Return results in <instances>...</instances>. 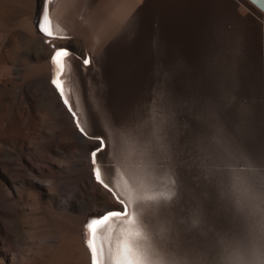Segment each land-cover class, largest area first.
<instances>
[{"label":"rangeland","instance_id":"374dc122","mask_svg":"<svg viewBox=\"0 0 264 264\" xmlns=\"http://www.w3.org/2000/svg\"><path fill=\"white\" fill-rule=\"evenodd\" d=\"M83 6L106 34L126 29L111 43L118 42L111 57L113 73L119 71L111 101L118 124L141 138L153 120L163 118L171 139L173 153L166 157L173 174L162 175L176 179L180 198L167 200L157 222L168 225L161 229L164 244L186 264H264V12L250 0H102L103 12L129 9L131 15L120 19ZM78 17L86 27L84 16ZM115 19L123 22L120 28ZM67 36L65 46L79 63L83 55L71 42L85 46L96 78V37ZM189 207L191 225L179 216H188Z\"/></svg>","mask_w":264,"mask_h":264},{"label":"bare ground","instance_id":"6f19581e","mask_svg":"<svg viewBox=\"0 0 264 264\" xmlns=\"http://www.w3.org/2000/svg\"><path fill=\"white\" fill-rule=\"evenodd\" d=\"M91 2L48 0V17L54 33V37L49 38L39 31L41 15L36 23L38 0H0V264H92L85 235L90 218L97 217L91 215L123 211L121 203L94 178V167L101 169L105 183L113 188L116 196L127 205L129 215L135 218L139 229L136 243L141 253L140 264L145 260L186 264L177 249L169 250L164 244L161 229L168 225L162 222V226H156L165 214L162 208L167 200L170 202L177 195L176 179L173 181V176L169 178L166 174L165 178V174L162 175L164 170L170 172L168 165L172 161L168 162L166 154L173 153L171 139L170 142L166 140L164 119L159 117L163 122L153 120L152 126L148 125L145 130L146 137L140 138L118 124L115 112L112 113V86L118 69L113 73L115 58L111 57L118 42L114 46L111 43L112 39L126 34V29L120 28L123 22L116 19H121L129 9L124 12L116 7L103 12L102 0ZM90 5L100 14L111 17L113 12L117 15L115 20L120 29L108 35L101 26L96 27L93 18L96 14L79 8ZM76 15L84 16L86 27L77 21ZM128 15L131 14L128 12ZM89 32L96 37L98 46L94 48V59L100 73L94 78L92 63L85 66L83 60L79 63L70 56L67 59L71 67L62 79L81 126L92 139L82 137L51 84L54 75L51 56L55 50L49 47L67 49L65 45L71 41L67 35L86 36ZM71 43L78 46L72 49L75 53L79 51L83 58L90 57L85 54L82 43L74 40ZM130 64L128 67H133ZM100 134L107 140L103 139L104 151L97 153L94 166L91 152L99 147V141L93 138ZM147 143L151 144L145 151L142 148ZM154 149L156 153L159 150L156 156L152 152ZM160 164L164 167L159 168ZM122 182L127 183L126 189ZM179 198L177 195V200ZM94 208L96 211L88 214ZM97 208L102 212H97ZM191 215L189 207L188 216H179L191 225ZM127 218L114 217L113 222L119 228L118 221ZM107 252L106 244L102 259L107 257ZM235 264H238L237 259ZM260 264H263L262 259Z\"/></svg>","mask_w":264,"mask_h":264},{"label":"snow or ice","instance_id":"6c2138e0","mask_svg":"<svg viewBox=\"0 0 264 264\" xmlns=\"http://www.w3.org/2000/svg\"><path fill=\"white\" fill-rule=\"evenodd\" d=\"M264 7V0H255ZM48 0H44V7L41 12V19L38 25L39 31L49 38L54 37L52 30L51 21L48 17L47 10ZM72 53L69 49L59 48L56 49L51 56V63L54 66V75L51 79V84L57 90L59 96L62 98V103L67 107L69 113L75 120L76 127L82 134V137L86 136L87 133L85 128L81 126L80 119L77 117L76 111L73 110L72 104L66 94L65 81L62 79L67 69L71 67L68 57ZM92 63L91 58L85 56L83 58V64L88 66ZM76 108L79 109V103L77 102ZM99 141V147L93 149L91 152V157L93 160V165L96 164L97 153L102 151L105 147L102 137H94ZM94 177L96 181L101 184L102 187L107 189L114 198L121 203L123 211L113 210L110 213H106L102 217H92L90 218L88 224L86 225V246L88 247L92 264H140V249L139 245L136 243L139 237V229L136 226L134 216H130L128 213L127 205L123 200H120L116 196L115 191L109 184L105 183L102 178L101 169L99 167H94ZM124 189L127 188V183L122 182ZM117 187H120L118 184ZM124 193H122L123 195ZM128 217L127 219L119 220L120 227L117 228L116 222H113V218ZM108 245L107 257H105V245Z\"/></svg>","mask_w":264,"mask_h":264},{"label":"water","instance_id":"95a60500","mask_svg":"<svg viewBox=\"0 0 264 264\" xmlns=\"http://www.w3.org/2000/svg\"><path fill=\"white\" fill-rule=\"evenodd\" d=\"M250 1L253 2L259 9H261L264 12V7H262L259 3H256L255 0H250ZM43 7H44V0H38V9H37L36 23L40 19V15H41ZM94 215H96L97 217L104 216V214H100L99 215L98 213H93V215H91V216H94Z\"/></svg>","mask_w":264,"mask_h":264},{"label":"crops","instance_id":"0c3cea01","mask_svg":"<svg viewBox=\"0 0 264 264\" xmlns=\"http://www.w3.org/2000/svg\"><path fill=\"white\" fill-rule=\"evenodd\" d=\"M263 29H264V28H263ZM263 29H262V36H261V39H260V40H261V43H264V30H263ZM241 33H242V32L239 31V32H238V35L244 37V35H243L244 33H243V34H241ZM244 38H245V37H244ZM242 40H246V39H242Z\"/></svg>","mask_w":264,"mask_h":264},{"label":"clouds","instance_id":"9594fccd","mask_svg":"<svg viewBox=\"0 0 264 264\" xmlns=\"http://www.w3.org/2000/svg\"><path fill=\"white\" fill-rule=\"evenodd\" d=\"M143 264H159V262H151V261H147V260H145V261L143 262Z\"/></svg>","mask_w":264,"mask_h":264}]
</instances>
